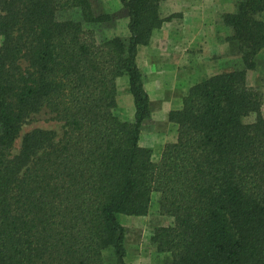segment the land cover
<instances>
[{
	"label": "trees",
	"instance_id": "16d2710c",
	"mask_svg": "<svg viewBox=\"0 0 264 264\" xmlns=\"http://www.w3.org/2000/svg\"><path fill=\"white\" fill-rule=\"evenodd\" d=\"M163 1L120 0L129 36L104 39L83 26L111 20L91 0H0V264H106L108 250L125 264L118 217H145L153 194L172 224L150 242L171 264H264L263 95L246 80L264 49V0L221 16L243 69L188 90L168 114L176 140L154 163L139 146L150 109L136 56L167 20ZM74 8L82 21L58 19ZM121 77L132 122L116 114ZM42 110L61 136L34 129L13 155Z\"/></svg>",
	"mask_w": 264,
	"mask_h": 264
},
{
	"label": "crops",
	"instance_id": "0c3cea01",
	"mask_svg": "<svg viewBox=\"0 0 264 264\" xmlns=\"http://www.w3.org/2000/svg\"><path fill=\"white\" fill-rule=\"evenodd\" d=\"M114 1L121 5L120 0ZM159 12L167 20L153 32L147 46L138 48L136 56L150 109V118L141 126L139 146L150 149L152 157L176 140L177 127L168 121V114L181 109L188 90L200 79L216 75L206 73L212 57L206 52L205 38L215 37L221 16L233 10L224 0H165ZM124 22L127 28L128 20ZM115 37L120 36L114 34L108 39ZM116 101L117 116L132 122L135 109L126 77L117 80Z\"/></svg>",
	"mask_w": 264,
	"mask_h": 264
},
{
	"label": "rangeland",
	"instance_id": "374dc122",
	"mask_svg": "<svg viewBox=\"0 0 264 264\" xmlns=\"http://www.w3.org/2000/svg\"><path fill=\"white\" fill-rule=\"evenodd\" d=\"M239 1L240 0H224V5L226 4L227 7L234 12L236 4ZM91 2L96 15L107 13L111 16V20L101 24H83L84 28L96 31L98 35L104 39H108L114 34L119 35L120 38H127L129 36V34L126 35L128 30L124 21L127 18L125 17L121 5H115L114 0H91ZM58 19L61 21H82L81 12L78 8L60 12L58 14ZM230 34V29L221 24L215 37L207 35L205 38V45L208 50L206 52L212 57L210 62L206 64V69L210 67L206 73L212 75L243 69V64L240 55L238 54L236 44L225 41V38L230 36ZM255 62L256 67L254 70L247 72L246 80L250 87L259 89L263 95L261 115L264 117V49L257 55ZM254 121L255 115L253 114L244 119V122L248 124L253 123ZM34 129L51 131L55 134L56 139L62 134L61 124L54 121L52 115L46 110H42L37 114L31 115L23 124L21 132L13 146V155L18 153L22 137ZM147 130L148 129H145L144 131L147 132ZM161 149L158 152V156L156 154L157 157H152L154 163L159 161L162 152ZM118 221L125 231V264H171L170 256L168 254L157 253L150 242L152 233L156 228L168 227L172 224L171 218L159 213L158 195H152L150 208L145 217L119 216ZM103 257L106 264L115 263L113 252L111 250L105 251Z\"/></svg>",
	"mask_w": 264,
	"mask_h": 264
}]
</instances>
